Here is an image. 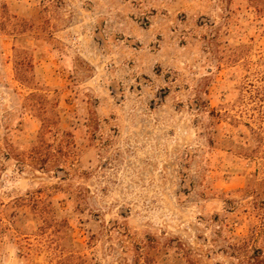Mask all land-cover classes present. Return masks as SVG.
Here are the masks:
<instances>
[{"label":"rangeland","instance_id":"rangeland-1","mask_svg":"<svg viewBox=\"0 0 264 264\" xmlns=\"http://www.w3.org/2000/svg\"><path fill=\"white\" fill-rule=\"evenodd\" d=\"M0 264H264V0H0Z\"/></svg>","mask_w":264,"mask_h":264}]
</instances>
